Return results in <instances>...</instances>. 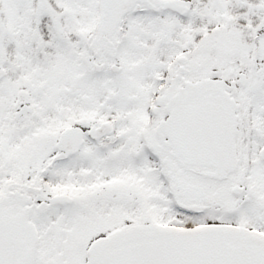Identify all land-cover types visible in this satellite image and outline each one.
Masks as SVG:
<instances>
[{"label": "snow or ice", "instance_id": "1", "mask_svg": "<svg viewBox=\"0 0 264 264\" xmlns=\"http://www.w3.org/2000/svg\"><path fill=\"white\" fill-rule=\"evenodd\" d=\"M0 264H264V0H0Z\"/></svg>", "mask_w": 264, "mask_h": 264}]
</instances>
